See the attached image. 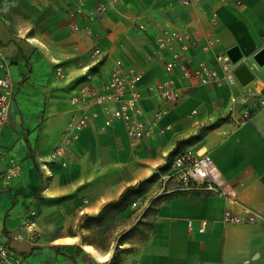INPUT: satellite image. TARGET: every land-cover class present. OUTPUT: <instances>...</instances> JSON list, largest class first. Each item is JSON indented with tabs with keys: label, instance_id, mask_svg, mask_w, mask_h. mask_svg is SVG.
I'll use <instances>...</instances> for the list:
<instances>
[{
	"label": "crops",
	"instance_id": "obj_1",
	"mask_svg": "<svg viewBox=\"0 0 264 264\" xmlns=\"http://www.w3.org/2000/svg\"><path fill=\"white\" fill-rule=\"evenodd\" d=\"M99 1L0 0V76L7 72L13 86L8 120L0 123V243L21 264H264V106L249 93L264 85V69L256 70L251 61L264 47V0H240V6L230 0H200L195 6L119 0L97 18L75 14L77 2L87 12ZM213 12L216 27L209 23ZM73 22L90 26L93 35L71 31ZM140 23L151 27L142 31ZM161 29L201 42L217 37L208 53L188 51L194 65L204 61L218 69L215 56L236 46L239 64L247 66L253 80L245 86L198 85L176 70L173 78L182 98L152 134L132 144L120 122L102 129L98 118L78 132L66 166L50 163L48 155L60 142L71 111L68 99L80 86L104 79L102 63L89 71V80L84 78L94 65L90 54L95 47L138 69L140 106L144 118L154 117L162 101L148 84L167 75L162 60L147 57ZM56 68L63 78L55 77ZM244 107L252 113L240 121ZM175 150L207 152L235 203L192 190L161 196L143 217L129 204L104 222L103 207L127 187L159 178ZM10 169L16 175L4 178ZM225 208H246L260 219L225 224ZM29 211L35 212L29 219L34 234L22 229Z\"/></svg>",
	"mask_w": 264,
	"mask_h": 264
},
{
	"label": "built area",
	"instance_id": "obj_2",
	"mask_svg": "<svg viewBox=\"0 0 264 264\" xmlns=\"http://www.w3.org/2000/svg\"><path fill=\"white\" fill-rule=\"evenodd\" d=\"M159 1V0H158ZM182 6H195L200 0H173ZM234 5L240 6V0H230ZM119 0H100L91 10L85 11L83 3L77 2L75 14L82 18H97L105 12L115 9ZM211 27H216L217 15L213 12L209 20ZM151 27L148 23H140L138 28L147 31ZM73 32H81L85 37H91L93 31L90 26L81 27L73 22L70 25ZM218 43L217 37L207 36L202 42L192 38L186 33H180L172 29H161L153 38L151 53L148 55L149 62L163 63V69L167 77L160 82H150L148 90L162 101V105L156 110L154 117L146 119L140 103L142 94L139 83L141 73L135 67L125 65L120 58H113L100 48H93L90 59L94 65L87 69L84 78L89 80V71L94 70L97 65H105L104 79L99 83L84 84L75 90L68 103L71 107L69 118L63 130L61 140L48 155L50 163H59L66 166V155L71 148L80 130L86 128L98 118L102 119L101 128L105 129L114 122H120L125 130L126 137L130 143L135 144L153 133L161 117L168 109L176 106L182 98L180 89L173 78L176 70L182 71L183 79L189 83L196 82L198 85L214 84L216 86H235L238 81L234 76L236 65L231 64L226 55H216L215 59L218 69L209 66L206 62L200 61L197 64L191 63V58L186 54L189 50L208 53ZM164 60V61H163ZM252 65L256 70L264 69L258 66L251 58ZM239 65V62H238ZM2 68V64H0ZM55 77L63 78L60 68L55 69ZM254 78V77H253ZM257 99L260 106H264V85L260 89L249 92ZM13 95V86L10 76L5 72L0 76V123L8 120V104ZM234 101V98H232ZM252 109L244 107L239 113V120H248ZM165 171L159 175L160 187L148 201L138 199L131 203L132 209L141 217L150 201L156 197L188 193L192 190H200L215 193L227 199L229 203H235V195L221 173L216 168L211 156L201 150L180 151L173 155L165 163ZM45 166L43 165L42 168ZM16 168V167H15ZM16 175L13 170H8L4 178ZM2 176V175H1ZM35 215L29 211L24 218L22 229L32 232L30 218ZM260 216L251 210L244 208L241 212H234L225 208L222 221L225 224L245 225L254 224ZM203 231V228H200ZM34 234V233H33ZM18 238H22L20 234ZM0 264H21L0 243Z\"/></svg>",
	"mask_w": 264,
	"mask_h": 264
},
{
	"label": "trees",
	"instance_id": "obj_3",
	"mask_svg": "<svg viewBox=\"0 0 264 264\" xmlns=\"http://www.w3.org/2000/svg\"><path fill=\"white\" fill-rule=\"evenodd\" d=\"M178 152H180V150H178V151L175 150L173 155H175ZM164 168H165V166L163 167V169ZM155 176L156 175L151 176V177H149L143 181H140L134 186L127 187L120 194L119 198L116 201H113V202L106 204L102 209V212H104L106 215L104 222H110L112 219H114V217L116 215H118L119 213L124 211L129 206V204L134 202L136 199L141 198V196L147 192V189H148L147 184L152 182V180H154ZM162 198L163 197H156V198L152 199L149 206L145 209L144 213L142 214V217L146 214V212L150 208V205H153V203L161 200ZM95 222L99 223V224L101 223L99 221V219H96ZM137 223H138V221H137ZM132 229H135V226L132 227Z\"/></svg>",
	"mask_w": 264,
	"mask_h": 264
},
{
	"label": "water",
	"instance_id": "obj_4",
	"mask_svg": "<svg viewBox=\"0 0 264 264\" xmlns=\"http://www.w3.org/2000/svg\"><path fill=\"white\" fill-rule=\"evenodd\" d=\"M221 55H226L231 62V64L236 65L234 69V76L240 85L245 86L253 80V75L251 71L247 68L244 63L238 65L239 60L241 59V54L236 46H232L229 49L221 53ZM252 59L258 66L264 65V47H261L253 55Z\"/></svg>",
	"mask_w": 264,
	"mask_h": 264
},
{
	"label": "rangeland",
	"instance_id": "obj_5",
	"mask_svg": "<svg viewBox=\"0 0 264 264\" xmlns=\"http://www.w3.org/2000/svg\"><path fill=\"white\" fill-rule=\"evenodd\" d=\"M160 179L156 178L154 180H152V182H150L149 184H147V192H149L150 194L148 195L147 198H145L144 200L148 201L150 199V197L157 192V190H159L160 187Z\"/></svg>",
	"mask_w": 264,
	"mask_h": 264
},
{
	"label": "bare ground",
	"instance_id": "obj_6",
	"mask_svg": "<svg viewBox=\"0 0 264 264\" xmlns=\"http://www.w3.org/2000/svg\"><path fill=\"white\" fill-rule=\"evenodd\" d=\"M90 251H93L91 248H88ZM96 255V254H95ZM100 259H103V258H100Z\"/></svg>",
	"mask_w": 264,
	"mask_h": 264
},
{
	"label": "snow or ice",
	"instance_id": "obj_7",
	"mask_svg": "<svg viewBox=\"0 0 264 264\" xmlns=\"http://www.w3.org/2000/svg\"><path fill=\"white\" fill-rule=\"evenodd\" d=\"M105 259H107V258L105 257Z\"/></svg>",
	"mask_w": 264,
	"mask_h": 264
}]
</instances>
